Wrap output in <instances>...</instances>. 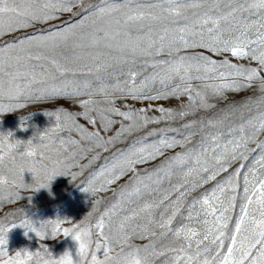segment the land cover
I'll return each instance as SVG.
<instances>
[{
	"label": "snow or ice",
	"instance_id": "obj_1",
	"mask_svg": "<svg viewBox=\"0 0 264 264\" xmlns=\"http://www.w3.org/2000/svg\"><path fill=\"white\" fill-rule=\"evenodd\" d=\"M64 13L80 19L0 42V116L33 101L64 99L81 109L44 111L54 123L27 142L0 134V172H14L17 157L28 165L0 205L22 199L11 190L31 188L23 175L35 181L37 164L53 168L34 191L88 167L79 161L95 153L91 164L116 143L130 141L82 190L96 197L131 176L111 190L109 207L100 212L95 199L78 223L9 224L40 241L71 237L75 262L67 252L54 259L41 244L36 252L0 250V264H264V0H0V38ZM245 90L252 95L229 101L228 93ZM173 99L175 107H152ZM117 100L149 105L122 109ZM5 147L15 152L9 160ZM222 173L228 175L218 180ZM6 182L0 175V185ZM9 225L0 224V246Z\"/></svg>",
	"mask_w": 264,
	"mask_h": 264
},
{
	"label": "rangeland",
	"instance_id": "obj_2",
	"mask_svg": "<svg viewBox=\"0 0 264 264\" xmlns=\"http://www.w3.org/2000/svg\"><path fill=\"white\" fill-rule=\"evenodd\" d=\"M98 0H92V3H96ZM80 17H74L69 13H64L61 15L59 20L50 22L48 24H40L34 28H30L27 30H21L16 32L13 35H8L6 37L0 38V42L3 40H11L14 37L16 38H24L26 35L37 33L39 31L45 29H51L55 27L62 28L67 26V24L76 23ZM203 51V50H200ZM209 55L212 59L220 60L223 57L215 56L211 53H205ZM227 56L232 63H242L247 64V61H238L235 58L231 57L230 54H224ZM82 79V78H81ZM251 90L241 91L239 93H228L229 101H242L244 98L251 96ZM86 98V97H85ZM99 99V97H97ZM127 103L129 105L134 106L139 109L142 107H148L149 102H137V101H121L117 100L116 104L118 107L123 109L124 104ZM152 107L163 106V107H175L177 105V101L168 100V101H156L151 102ZM224 104H218V107H223ZM58 107H63L67 111L72 112H80L78 103H73L72 101H66L64 99L59 100H45L41 102H29L28 106L23 109L16 110L12 113L3 114L0 116V134L12 133L10 140H20L21 142H27L29 139L37 136L39 133L43 132L46 128L52 126L54 123L51 117H47L43 114L46 110H55ZM32 114L30 117L26 118L25 123L22 125L21 118L24 116H28ZM150 115H159V113H149ZM198 115H205L200 113ZM206 115H211L208 113ZM119 119V118H116ZM191 119V117L189 118ZM237 122L238 119H237ZM78 123L88 128L89 131L94 130L91 125L87 123L83 118L78 119ZM164 125H150L149 128L152 127H163ZM23 127V130L21 128ZM119 125H115L114 128H118ZM102 135H112L114 131L111 133H103ZM65 135H68L65 133ZM74 139H79L76 133L71 134ZM171 135V134H170ZM264 138V137H262ZM151 139V138H150ZM130 141H126L124 143H116L113 146H110L108 152H100V158L89 164V161L92 158V155L95 153H88L84 159H81L79 163L81 165H88L86 168H73L68 172V176H58L54 178L47 189H39L34 191L39 183L47 182V175L51 172L53 165L48 163L47 169L40 167L39 164L36 165L37 171V179L33 181V177L30 173L25 172L23 175V181L25 185H31V188L23 189V188H13L11 190V194L14 196L19 193L22 196V199L15 203H4L0 205V224L9 225L14 222H19L23 218L27 220L33 228L38 229L39 225L45 223L47 221L53 220H62V221H71L72 223H78L81 219H84L88 213L92 210V203H94L95 199H100L101 203L98 206L100 212H103L107 207L110 206L111 203L115 201V197H113L111 190L119 191V186L126 183L129 180L131 174L120 179L117 183L109 186L111 190L107 192H100L93 197L91 193L84 192L83 184L85 187H93V185H89L86 181L94 176L102 166H104L106 160H109L113 153H116L120 149H124L128 146ZM33 143H41L39 140H33ZM87 146V145H85ZM70 150H72V146L69 145ZM43 151H47L41 149ZM99 151V150H97ZM180 151L179 148L170 150L168 155H173L175 152ZM51 154V153H49ZM255 155V153H253ZM55 158V157H53ZM39 159V156L36 157ZM160 159H163L161 157ZM160 160H156L151 162L148 165H140L138 168L142 169L145 167H152L155 164H158ZM31 163V161H29ZM28 166V165H27ZM239 164L234 165V167H238ZM233 169H229L232 171ZM73 172L81 173L77 176L76 181L71 180V174ZM228 173H222L218 180L224 179ZM215 184V181L210 182L209 185H206V188H211ZM98 186V182L97 185ZM242 179H241V188H242ZM8 189L0 188V199L7 197L9 195ZM239 203V201H238ZM238 212V208L236 210ZM99 216V213H96L91 219L94 222L95 219ZM63 226H69L67 224ZM10 230L5 235L6 243L0 246V250H6L10 255L14 254L16 251L27 250L29 252H36L40 250L41 244L47 248L48 252L52 255L54 259H58L65 252L69 253L74 262L76 261V249L77 245L75 241L71 237L63 238L58 237L56 239H51L46 236L43 241H40L35 233L28 228L21 226H12L9 225ZM137 243H143V241H137Z\"/></svg>",
	"mask_w": 264,
	"mask_h": 264
},
{
	"label": "clouds",
	"instance_id": "obj_3",
	"mask_svg": "<svg viewBox=\"0 0 264 264\" xmlns=\"http://www.w3.org/2000/svg\"><path fill=\"white\" fill-rule=\"evenodd\" d=\"M32 114H29L28 116H24V117H20L21 120L22 119H26L27 117H30ZM39 134H43V132L39 133ZM6 135V134H4ZM0 143H3V140L0 139ZM5 156H6V160H9L11 157H14L15 156V152H11L9 153L7 151V147H5ZM15 171L14 172H10L7 167L5 168V170L3 172H0V175H2L5 180L7 181L5 184L3 185H0V187H3L5 189H9L12 187L13 185V182H19V170L20 168H26L27 167V163L25 160H22L20 158H16L15 160ZM48 187L46 188H43V189H47Z\"/></svg>",
	"mask_w": 264,
	"mask_h": 264
}]
</instances>
